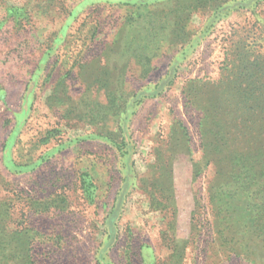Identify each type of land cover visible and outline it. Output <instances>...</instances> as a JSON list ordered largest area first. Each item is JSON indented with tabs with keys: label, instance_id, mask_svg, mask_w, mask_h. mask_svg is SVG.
<instances>
[{
	"label": "rangeland",
	"instance_id": "rangeland-1",
	"mask_svg": "<svg viewBox=\"0 0 264 264\" xmlns=\"http://www.w3.org/2000/svg\"><path fill=\"white\" fill-rule=\"evenodd\" d=\"M263 167L264 0H0V264H264Z\"/></svg>",
	"mask_w": 264,
	"mask_h": 264
},
{
	"label": "trees",
	"instance_id": "trees-1",
	"mask_svg": "<svg viewBox=\"0 0 264 264\" xmlns=\"http://www.w3.org/2000/svg\"><path fill=\"white\" fill-rule=\"evenodd\" d=\"M89 64H93V62H89ZM100 66H99V68L101 67V71H99L97 74L98 75H93V76H89V75H85V77H84V79L86 78V79H92V78H96L95 80H96V83H94V85L96 86V87H99V88H101L103 91H104V94H105V97L106 98H109L108 97V95H109V93H111L110 91H107L108 89L106 88V85H105V83H106V81L105 80H107L108 78H110L109 76H111V74L106 70V67L105 68H103V66L101 65V64H99ZM88 67V66H87ZM102 69H103V71H102ZM119 83H124V78H122L121 77V79H120V81H119ZM93 84V83H92ZM93 85V86H94ZM107 100V99H106ZM76 102H79V103H81L80 102V99H78ZM84 108H86V107H84ZM87 109H88V106H87ZM235 166L238 168V170H239V172H240V180H241V182H242V184L245 182L244 180H245V175H246V171H247V169H246V166H245V164H243V162H241L240 164L239 163H235ZM263 169H264V167H263ZM260 174H261V172H260ZM249 182V181H248ZM1 205H3V203H0V206Z\"/></svg>",
	"mask_w": 264,
	"mask_h": 264
},
{
	"label": "crops",
	"instance_id": "crops-1",
	"mask_svg": "<svg viewBox=\"0 0 264 264\" xmlns=\"http://www.w3.org/2000/svg\"><path fill=\"white\" fill-rule=\"evenodd\" d=\"M96 78L94 77V78H92V79H81V82L84 84V90L83 91H87L88 89H90V91H94V83H96V80H95ZM93 83V84H92ZM97 93H99V94H101L102 96H103V100H99V103H98V105L99 106H102V107H106L107 106V100H106V97H105V94H104V91L101 89V88H99V87H97L96 88V94ZM90 96H92V95H90ZM76 100H78V99H76ZM93 100H95V97L93 98ZM92 102H94V101H92ZM92 102H91V99H90V103L92 104ZM88 109H90L89 107H88ZM88 122H91V119L90 118H88Z\"/></svg>",
	"mask_w": 264,
	"mask_h": 264
}]
</instances>
